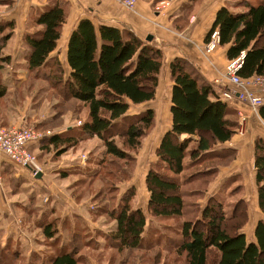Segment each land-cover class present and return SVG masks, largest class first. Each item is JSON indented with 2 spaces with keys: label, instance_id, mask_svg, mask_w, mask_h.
<instances>
[{
  "label": "trees",
  "instance_id": "obj_1",
  "mask_svg": "<svg viewBox=\"0 0 264 264\" xmlns=\"http://www.w3.org/2000/svg\"><path fill=\"white\" fill-rule=\"evenodd\" d=\"M239 7L244 11L233 13L227 8L217 11L205 43L216 31L218 45L227 47L228 61L243 54L237 71L240 78L264 75V0L257 5L239 3ZM65 20V9L58 3L52 4L34 20L40 31L35 36L25 37L26 69L29 72L40 71L48 59H52ZM5 30L11 33L3 36ZM12 31V25L0 27V78L11 63V58L5 56L3 50ZM65 52L68 77L62 81L63 67L55 59L51 63L57 62L58 72L54 79L58 85L61 82L59 91H64V94L60 97L86 109L87 121L77 132L74 127L65 133L47 136L43 140L45 145H41L42 150L52 148L58 150L57 156H60L82 140L97 137L103 141L108 156L116 160L126 159L127 154L117 147L114 136L109 137L108 133L130 107L155 99L164 65L161 50L128 32L105 25L96 27L90 20L81 19L68 36ZM46 76L49 78L48 74ZM169 76L172 82L171 129L164 134L155 151L165 170L173 175L150 170L145 177L149 194L147 212L154 218L182 215L184 201L176 176L193 164H200L207 156L226 154L216 152L214 148L230 142L236 130L233 111L186 59L173 60L169 65ZM7 90V84L0 80V101L6 100ZM60 115L63 113L54 111L49 121ZM258 116L264 123V106L258 109ZM154 123V112L145 110L131 116L123 131L116 136L122 139L124 148L134 150L145 134L153 129ZM182 136L186 138L181 139ZM186 159L189 163H184ZM253 168L257 206L264 215L262 141L256 143ZM211 171L207 169L204 173ZM212 201L202 209L198 220L182 223L181 241L175 246L177 255L184 259L185 264H264V223L259 221L256 224L253 239L248 241L245 234L238 231L243 220H237L233 214L226 217L220 204ZM118 207L110 213L116 224L110 238L117 243L116 252L121 255L125 250L137 251L142 247L146 217L142 210L132 209L128 199ZM41 233L46 239L53 238L55 234L51 225L43 227ZM78 236L72 235L69 249L51 258L49 264H79L77 257L84 249L90 248L91 242L82 243ZM114 260L121 261L119 258ZM154 262L160 264V261Z\"/></svg>",
  "mask_w": 264,
  "mask_h": 264
},
{
  "label": "rangeland",
  "instance_id": "obj_2",
  "mask_svg": "<svg viewBox=\"0 0 264 264\" xmlns=\"http://www.w3.org/2000/svg\"><path fill=\"white\" fill-rule=\"evenodd\" d=\"M27 2L36 4L28 10ZM55 3L65 9L67 19V5L70 0H0V27L5 26L6 28L7 25H12L13 28L10 37L12 42L8 40L4 48L11 53V56L6 55L11 58V63L6 66V71L2 75L4 80L8 79L6 83L8 90L5 96L6 102L0 101V129L11 130L26 127L44 135L41 141L31 144L27 151L32 156L35 166L42 171L43 183L53 189L52 195L54 196L49 195V190H45L43 184L44 187L34 185L35 188H33L30 184L32 181L28 183L26 191H21L22 188L19 186H13V168L6 174L1 173L0 196L8 205V212L11 214L9 220L15 222L14 227L26 231L33 239H43L42 228L48 225L53 228V225L62 218L61 231L56 232L53 239H58L57 242L59 239L73 240L72 235L79 234L81 242L85 243L92 241L90 237L93 233L90 230L97 229L98 232L110 235L116 226L110 213L128 199L132 209L142 210L146 217V226L141 240L142 247L137 251L125 250L121 253L123 255L122 264L125 261L126 264H155L154 261H160V264H185L184 259L175 251V246L181 241V225L184 221L198 220L202 209L207 204L211 205L209 201L213 200L212 202L220 204L226 217L233 214L237 220H243V225L238 231L244 233L248 241L252 240L256 224L259 221L264 223V215L257 206V185L253 168L256 143L257 141L264 143V123L258 116V110L252 109L245 103H237L241 114L248 118L244 134L234 133L230 142L214 148L216 152L222 151L226 154L215 157L207 156L200 164H193L176 176L184 201L180 217L154 218L147 212L149 194L144 183L148 172L155 170L165 175H173L165 170L164 163L157 159L156 149L154 150L155 138L154 140L150 138L154 129L145 134L140 145L134 150L124 148L122 139L116 136L125 128L126 121L131 116L137 115L135 111L145 106L130 107L124 117L115 121L116 126L108 133L109 137L114 136L117 147L127 154L126 159L116 160L108 156L103 141L97 137L82 140L74 147L67 148L60 156H57L58 150L54 151L52 148L49 151L42 150L41 145H45L43 140L47 136L54 133L59 134V131L66 125H74L75 132H77L87 121V112L82 105L71 100L65 101L60 97L64 91H59L61 82L59 86L54 79L58 72L57 62L51 63L55 59L60 62L63 67L62 81H65L68 77V70L63 58L61 43L57 45V56L54 55L51 60L48 59L40 71L31 73L26 69L25 37L35 36L40 31L34 20L42 11ZM65 29L67 32V28L64 27L61 28V33ZM15 30L16 34H14ZM8 33L11 32L5 30L2 35ZM12 61L18 63L17 66L12 67ZM166 89L167 83L165 82L161 88L162 93H165ZM229 108L234 113L237 127L238 112L233 106ZM14 110H16L15 113H13ZM54 111H59L63 115L57 118L55 116L56 119L52 118V121H49ZM21 116L26 118V122L20 124L18 119ZM190 147L193 145L191 144ZM184 163H189V160L186 159ZM16 166L24 168L19 164ZM207 169H212V171L205 174ZM29 176L33 177L31 172ZM3 185L5 194L8 195L5 198L2 194ZM32 192L33 197L28 199L25 194ZM11 198L12 200L14 198L15 204H12ZM51 204L53 205L52 210L44 212L43 207L46 208ZM82 217L91 222L92 227L89 229L86 226L83 229V226L75 225L73 234L71 223L77 218L81 220ZM40 219V222L36 221ZM4 242L5 240L0 235V251L3 249L7 252L13 249L26 251V248H34L42 251L47 257L56 254V245L48 240L41 243V246H39V241H35V244L23 243L22 246H11L10 240H7L5 244ZM96 246L98 244L92 241V248ZM109 251L107 249L104 253L111 256L113 252ZM91 252L94 253L90 249H84L81 254L82 261L84 256L91 255ZM121 255L115 252L114 258H121ZM158 255L160 257H157ZM17 256L15 260L0 255V264L27 263L28 258L24 254ZM118 262L113 263L111 258L110 264H118Z\"/></svg>",
  "mask_w": 264,
  "mask_h": 264
},
{
  "label": "crops",
  "instance_id": "obj_3",
  "mask_svg": "<svg viewBox=\"0 0 264 264\" xmlns=\"http://www.w3.org/2000/svg\"><path fill=\"white\" fill-rule=\"evenodd\" d=\"M161 1L169 0H137L134 10L129 11L115 0H70V3L67 5V19L62 27H66L67 32L65 29L63 33H61L62 40L60 39L61 42L59 40L58 43V45L61 43L63 58L65 59V48L68 36L74 28L73 26L76 25L80 19L85 18L92 21L95 26L105 25L116 28L120 31L128 32L141 39L146 44L161 50L164 65L159 76L155 99L147 105H139L145 107H141L135 111L136 114H139V112L142 113L145 110H152L155 114L154 130L153 133L150 134L151 140H154L155 138L154 150L159 146L164 134L171 129L170 96L172 82L169 76L170 63L176 58L186 59L194 67V69L200 73L202 79L214 88L216 95L220 97L224 87L223 85L226 84L224 73L225 67L229 62L226 58L227 47L218 46L212 53H206L204 50L205 38L213 24L215 15L221 8H227L233 13H240L244 10L239 7V3L257 5L263 0H172L168 8L157 11V4ZM35 4L36 3H29L28 10ZM14 34H16V30L14 31ZM147 37L151 38L149 42L145 40ZM9 40L12 42V38ZM4 55L11 56V53H8V51L4 49ZM54 55L57 56L56 51L51 55V57ZM17 64L18 63L12 61V67L17 66ZM0 80L5 83L8 82V79L4 80V76H2ZM165 82L167 83V89L165 93H162L161 88ZM227 105L229 107H235V111L239 110V105L236 102L227 103ZM15 111L16 110H14L13 113H15ZM24 116H21V118L18 119L20 124L21 122H26V118H24ZM73 128L74 125H66L61 131H59V133H64L66 130L68 131ZM183 138L186 137L182 136L181 139ZM12 168L14 169L12 177L13 186H19V188H22L21 191H26L28 183L32 181L30 184L33 188H35L34 185L38 186L43 184L45 187L43 185L42 187H44L45 190H49V195L54 197L52 195L53 189L49 185L43 183V173L41 179H35L34 177L29 176L30 171L27 168H20L13 165L5 156L0 154V175L1 173H8ZM2 194L4 198L8 196L5 194L4 185L2 188ZM25 195H27L29 199V197H33V192ZM13 200L11 198L12 204H15L14 202L16 201ZM52 206L53 205L51 204L46 208L43 207L44 212L46 210H52ZM8 210V205L4 203L3 198L0 196V219L3 218L0 220V235L5 242L10 240L11 246H22L23 243L35 244V241H39V246H41V243H45V241L48 240L51 244L56 245V254L47 257L42 251L34 248H26V251L13 249V251L10 252L3 249L0 251V255L3 257L15 259L18 257L17 255L21 256L24 254L25 257L28 258L26 264H49L51 258L69 249L71 240L59 239L57 242L58 239L53 238L46 239L43 237V239H33L26 233V231H21L18 228H15V222L13 223L9 220V215L11 214ZM82 219L80 220L77 218L71 223L73 226V234L75 233V225L83 226V229H85L84 227L86 226L88 228L92 227L91 222L85 220L83 217ZM36 221L40 222L41 219ZM61 224L62 218L58 223L53 225L52 230L55 234L56 232L59 233L61 231ZM90 232L93 233V236L90 237V239L98 244V246L92 248V241H90L91 243L89 249L94 251V253L91 252V255L87 254L84 256L83 261L81 258L82 253H80L77 257L79 264H110L111 258L112 262L115 263L113 260L115 252L117 251V243L110 238V235L98 232L97 229L94 231L90 230ZM59 236L62 235L59 234ZM107 249L113 252L111 253V256L104 253ZM97 251H99V253H97ZM119 259L121 261H119L118 264H122L123 255H121V258Z\"/></svg>",
  "mask_w": 264,
  "mask_h": 264
},
{
  "label": "built area",
  "instance_id": "obj_4",
  "mask_svg": "<svg viewBox=\"0 0 264 264\" xmlns=\"http://www.w3.org/2000/svg\"><path fill=\"white\" fill-rule=\"evenodd\" d=\"M129 11L134 10L137 0H115ZM169 1H161L157 4V11L169 7ZM218 34L213 32L209 41L205 43L206 53H212L218 47ZM243 54L237 59L229 61L225 67L224 78L226 84L223 85L222 93L219 99L224 103H245L254 110L264 106V75L253 76L247 79L240 78L237 71L241 67ZM239 121L235 134L242 135L248 118L237 110ZM80 123H78L79 125ZM44 138V135L30 128H14L11 130L0 129V154L5 156L13 164H19L27 168L33 177L42 171L33 163L32 156L29 155L27 148L34 143H38ZM85 159V157L83 158Z\"/></svg>",
  "mask_w": 264,
  "mask_h": 264
},
{
  "label": "water",
  "instance_id": "obj_5",
  "mask_svg": "<svg viewBox=\"0 0 264 264\" xmlns=\"http://www.w3.org/2000/svg\"><path fill=\"white\" fill-rule=\"evenodd\" d=\"M145 40L149 42V41L151 40V38H150V37H147ZM41 176H42V174H41L40 172H38V173L34 176V178H35V179H41Z\"/></svg>",
  "mask_w": 264,
  "mask_h": 264
}]
</instances>
